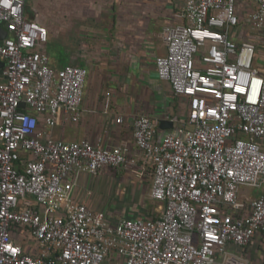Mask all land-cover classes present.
<instances>
[{"label": "built area", "instance_id": "built-area-1", "mask_svg": "<svg viewBox=\"0 0 264 264\" xmlns=\"http://www.w3.org/2000/svg\"><path fill=\"white\" fill-rule=\"evenodd\" d=\"M29 1L0 0V264H250L238 249L264 235V188L238 196L264 176V76L256 45L232 36L239 0H184L187 22L163 29L156 72L186 101L188 126L158 137L146 114L134 118L161 214L117 222L73 201L67 179L125 164L127 149L50 135L60 119L78 120L87 70L50 66L39 49L48 29L27 16ZM247 1L249 21L264 27V0Z\"/></svg>", "mask_w": 264, "mask_h": 264}, {"label": "crops", "instance_id": "crops-1", "mask_svg": "<svg viewBox=\"0 0 264 264\" xmlns=\"http://www.w3.org/2000/svg\"><path fill=\"white\" fill-rule=\"evenodd\" d=\"M183 2L31 0L27 3V16L48 29L47 42L39 49L48 54L50 66L60 69L75 65L87 70L78 120L60 119L48 128L50 135L64 141H88L101 143L104 147L127 149L128 162L125 164L106 166L96 174L73 172L67 179L70 198L75 202H86L110 222L161 214L158 202L157 212L153 215L139 214L148 195L149 200L154 201L150 195L152 164L135 143L133 120L138 114H146L156 122L158 137L188 126L182 118L187 112L186 101L173 93L168 81L158 77L155 64L156 58L166 53L163 29L187 22ZM255 7L252 2L239 0V16L245 14L248 19L249 12ZM239 25L232 30L234 39L243 38ZM0 61V79H3L4 59L0 58ZM36 115L42 125L43 115ZM173 116H182L181 122L173 123L170 119ZM119 117L121 121L117 122ZM163 122L167 123L161 124ZM263 188L264 185L257 196ZM112 189L117 196L128 194L130 198L135 195L136 201L128 203L119 218L106 215L98 206L99 194H108ZM239 198L247 202L255 197L240 191ZM31 200L35 203V199ZM262 243L264 249V235H257L250 242L246 255L250 264L261 261L255 258L261 256L259 245ZM25 246L26 250L37 252L35 246Z\"/></svg>", "mask_w": 264, "mask_h": 264}, {"label": "rangeland", "instance_id": "rangeland-1", "mask_svg": "<svg viewBox=\"0 0 264 264\" xmlns=\"http://www.w3.org/2000/svg\"><path fill=\"white\" fill-rule=\"evenodd\" d=\"M240 31L243 33V38L251 40L256 45V54L255 58L253 60V67L255 69H259L261 74L264 76V27L262 28H256L254 27L251 22L245 17V14H240ZM250 22V23H249ZM242 138H246V136L242 135ZM264 185V176L261 175L260 179L258 180L257 184H254L252 186L241 184L239 187V196L240 197V191L246 192L251 197H256L259 194L260 188ZM126 190H124L125 192ZM261 192V191H260ZM149 195L146 199L145 204L141 208L139 214L144 215H153V213L157 212L155 211V208L157 207L158 201H151L149 200ZM135 195H131L129 198L128 194L125 195H119L115 193V190L112 189L108 194L106 193H100L99 194V204L98 206L100 209L106 214L111 217L119 218L121 217L128 206V203L134 202L136 200ZM240 201H243L242 198H239ZM150 203V204H148ZM159 203V202H158ZM142 206V204H141ZM151 213V214H150ZM250 244V243H249ZM245 246L242 250V252L247 255L248 253V246ZM262 245L260 244L259 247L261 248V256L256 255V260L260 261L259 264H264V249H262ZM249 255V254H248ZM248 258V256H247ZM249 259V258H248Z\"/></svg>", "mask_w": 264, "mask_h": 264}, {"label": "water", "instance_id": "water-1", "mask_svg": "<svg viewBox=\"0 0 264 264\" xmlns=\"http://www.w3.org/2000/svg\"><path fill=\"white\" fill-rule=\"evenodd\" d=\"M6 36V30H5V26L3 23H0V43L2 42V40L4 39V37ZM1 62V61H0ZM24 103H21V106L24 107ZM167 122H163L161 124H166Z\"/></svg>", "mask_w": 264, "mask_h": 264}]
</instances>
